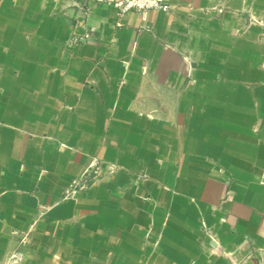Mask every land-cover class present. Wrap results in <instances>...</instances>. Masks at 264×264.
Wrapping results in <instances>:
<instances>
[{
    "label": "crops",
    "instance_id": "0c3cea01",
    "mask_svg": "<svg viewBox=\"0 0 264 264\" xmlns=\"http://www.w3.org/2000/svg\"><path fill=\"white\" fill-rule=\"evenodd\" d=\"M164 1L0 0V262L264 264V0Z\"/></svg>",
    "mask_w": 264,
    "mask_h": 264
},
{
    "label": "built area",
    "instance_id": "2783aa9c",
    "mask_svg": "<svg viewBox=\"0 0 264 264\" xmlns=\"http://www.w3.org/2000/svg\"><path fill=\"white\" fill-rule=\"evenodd\" d=\"M97 3L113 6L118 10L119 16L138 12L144 17L149 11L169 12L170 6L164 0H93ZM83 40V39H82ZM114 165H109L98 156H92L81 173L73 180L64 193L63 199L75 198L79 193L86 191L92 184L111 175L115 171ZM30 242L28 235L22 236L20 245L26 246ZM0 264H20L17 254L10 255Z\"/></svg>",
    "mask_w": 264,
    "mask_h": 264
}]
</instances>
